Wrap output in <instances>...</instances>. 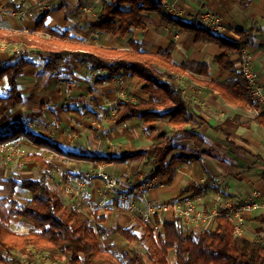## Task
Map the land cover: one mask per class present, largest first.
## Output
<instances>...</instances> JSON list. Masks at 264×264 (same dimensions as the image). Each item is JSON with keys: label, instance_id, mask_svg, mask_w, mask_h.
Masks as SVG:
<instances>
[{"label": "crops", "instance_id": "0c3cea01", "mask_svg": "<svg viewBox=\"0 0 264 264\" xmlns=\"http://www.w3.org/2000/svg\"><path fill=\"white\" fill-rule=\"evenodd\" d=\"M158 1L167 17L186 23L192 20L198 23L199 15L205 12L214 14L224 24L222 36L235 42L239 40L236 30H251L244 43L250 48L251 66L257 83L264 87L263 1L256 0L242 9L239 0H166L170 11ZM10 4L20 7V10H7L6 6ZM43 7H49L50 11L40 13ZM100 9L101 0H16L15 3L0 0V31L8 35L30 33L38 20L46 16V26L67 30L70 35L89 44L122 49L126 48L128 40H134L149 52L165 49L171 44L172 58L176 63L193 61L206 64L209 77L195 76L193 80L182 77L186 100L191 102L194 111L195 123L189 128L195 135L193 138L177 137V148L173 153L192 159L178 162L172 179L169 176L147 179L153 166L149 148L160 135L171 134V127L164 122L146 126L141 120L132 119L121 126L104 123L94 136L90 131L94 122L84 114L70 111L82 109L91 95L99 107L111 109L117 100L129 97L146 99L139 78L119 77L121 84L112 82V79L95 84L105 74H96L75 61L66 62L59 75H49L43 69L42 60L35 54L29 57L32 64L17 80L21 104L8 115L0 116V137L24 123L25 132L43 138L64 151L108 158L135 155L124 162L97 163L51 151L25 135L17 138L27 149L24 156L38 154L56 166L51 171L50 182L59 189L64 203L75 206L83 219L93 221L96 218L106 229L136 224V216L141 219L148 203L203 202V210L208 216L215 209L228 210L231 206L238 207L247 202H262L258 208L243 214L240 237L264 244V179L261 177L264 173V112L261 110L259 114L252 108L232 106L206 86L210 80L223 82L226 79V73L221 72L214 62V58L223 54L224 50L212 43L195 44L191 33L154 12L146 14L147 28L143 31L132 30L124 39L101 35L90 29L91 25L99 22ZM15 47L18 51L17 45H8L7 49L0 51V63L10 60L16 52ZM232 58L237 61L238 68V54ZM6 93L4 80L0 83V96ZM21 157L9 161L0 154V198L11 192L16 198H29L30 194L13 187L12 182L36 179L41 169L22 162ZM67 160L71 167L64 166ZM101 175L117 180L113 193L106 194ZM209 177L214 178L210 185L216 188L215 192L194 197L191 193L180 195L185 186L193 182L203 183ZM151 182L153 187L147 188ZM123 193L126 194L125 200L120 198ZM173 217L176 215L168 211L160 219ZM12 222L18 226L15 230L21 233L24 232L19 231V227L27 228L25 232L31 227L29 222L18 218H13ZM187 225L189 233L217 227L214 219L203 223L187 221ZM120 241L124 240L112 236L103 244L113 243L117 250ZM126 243L132 249H140L135 244ZM121 253L132 254L128 251Z\"/></svg>", "mask_w": 264, "mask_h": 264}, {"label": "trees", "instance_id": "16d2710c", "mask_svg": "<svg viewBox=\"0 0 264 264\" xmlns=\"http://www.w3.org/2000/svg\"><path fill=\"white\" fill-rule=\"evenodd\" d=\"M254 1L239 0V5L246 9ZM6 9L19 11L20 7L10 4ZM152 12L191 33L195 44L212 43L224 50L214 58V62L227 77L223 82H207L209 90L217 92L232 106L261 110L262 107L250 96L251 89L236 67L237 61L232 58L238 54L240 44L246 41L251 30H236L239 40L235 42L211 33L199 20V24L196 20L186 23L167 17L158 0H101L99 22L91 25L90 29L101 35L124 39L132 30H145L146 14ZM45 17L38 20L30 33L8 35L0 31L1 42L19 46L9 61L0 63V83L5 80L7 87V93L0 96V116L8 115L21 104L17 80L32 64L29 57L33 54L40 57L43 69L49 75H59L66 62L75 61L96 74H105L95 84L117 77H137L146 99L129 97L117 100L111 109L99 107L91 95L82 109L70 111L84 114L94 122L90 129L94 136L104 123L121 126L132 119H139L149 126L164 122L172 132L160 135L150 146L153 166L147 179L159 176L172 179L176 164L192 159L173 153L177 148L176 138L181 135L193 138L195 135L189 128L195 123L194 111L191 102L186 100L182 77H190L188 80L195 76L209 77L207 65L193 61L176 63L172 58L171 44L155 52L143 50L142 44L134 40H128L126 48L122 49L89 44L70 35L67 30L46 26ZM90 92L93 93V88ZM23 126L24 123L11 132L3 133L0 144L25 135L36 144L70 158L111 163L124 162L135 156H82L25 132ZM21 161L40 167L41 172L36 179L12 182L13 187L28 191L29 198H16L13 192L0 198V264H171V257L173 264H264V244L236 235L232 224L224 217L214 218L215 229L191 233L188 232L187 220L178 216L171 219L156 216L154 223L160 229L158 233L145 226L138 216L136 224L129 227L106 229L96 218L93 221L83 219L75 206L64 203L61 192L50 182L51 171L56 166L49 160L33 154L21 157ZM261 177L264 179V173ZM212 180L214 178L209 177L203 183H190L180 191V195L191 193L194 197L215 192L216 188L210 185ZM13 218L25 220L31 227L27 232H18L11 227ZM112 236H119L140 249L132 254H118L113 243L104 245L101 242Z\"/></svg>", "mask_w": 264, "mask_h": 264}, {"label": "built area", "instance_id": "2783aa9c", "mask_svg": "<svg viewBox=\"0 0 264 264\" xmlns=\"http://www.w3.org/2000/svg\"><path fill=\"white\" fill-rule=\"evenodd\" d=\"M11 3H15L16 0H9ZM165 6L166 10L170 11L171 8L168 6L166 0H160ZM49 7H43L40 9V13H46L49 12ZM199 23L202 24L205 28H207L211 33L222 36L225 27L222 23L221 19L217 16H215L212 13L205 12L201 15H199ZM8 45L4 42L0 41V51L7 49ZM17 52V48H13ZM238 69L240 70L242 76L247 81V84L249 85L251 89L250 96L251 98L258 103L259 105L264 106V87L259 85L257 83V77L252 69L251 66V53L250 48L248 44H240L239 50H238ZM112 81H114L117 84L122 83V79L112 78ZM264 112V108L261 109ZM260 111H256L257 113H261ZM4 143L0 144L1 146H4ZM14 156V155H13ZM11 156V157H13ZM11 157H8L11 158ZM105 181V191L106 194L113 193L117 187V180L112 176L107 175H101ZM153 183L147 184V188H152ZM69 192V191H66ZM120 198L122 200L126 199V194H121ZM262 202H247L243 204L242 206H231L228 210L223 209H215L210 215L206 216L201 211L198 210V208L194 205V203L185 201L184 203H148L144 209V211L141 214V220L143 224L149 227H152L154 229L155 233L159 232V227L154 223L156 216H162L168 211H172L176 216L183 218L190 222H207L209 220L214 219L215 217H224L226 218L233 226L234 233L238 236L241 235L242 232V224H243V214L246 211H250L252 209H256L259 207V205Z\"/></svg>", "mask_w": 264, "mask_h": 264}, {"label": "rangeland", "instance_id": "374dc122", "mask_svg": "<svg viewBox=\"0 0 264 264\" xmlns=\"http://www.w3.org/2000/svg\"><path fill=\"white\" fill-rule=\"evenodd\" d=\"M103 42H105V41H103ZM11 50H13V49L11 48ZM1 153L5 156V158H8V157H11L14 155L13 158L11 157L12 159L9 158L10 159L9 161H11L13 159H17L18 156L20 158V156L23 157L24 155H26L27 149L25 146H22L20 139H16V140H14V142H10L9 144H5L4 146H1L0 147V154ZM62 160H64V159H62ZM67 164H69V165H67ZM64 166L71 167L72 165H70V162L67 160V161H64ZM25 193L27 195H29L28 191H25ZM194 203H195L194 205L198 208V210L201 211L205 215V212H204L203 207H202L203 202L197 203V204H196V202H194ZM11 227H12V229L15 230V229H17L18 226L15 222H12ZM19 229H20L19 231H23V232H25L27 230V228H24V227H19ZM101 242L104 243L105 240H103V241L101 240ZM117 246H118V248H117L116 252L118 254H120L121 251H124V252L128 251V252L132 253L135 250V249H132V247L130 245H128L125 241H120ZM170 260H171V264H173L172 257L170 258Z\"/></svg>", "mask_w": 264, "mask_h": 264}]
</instances>
